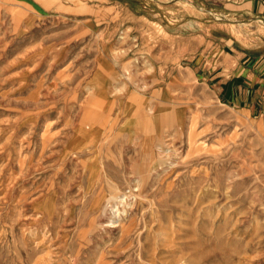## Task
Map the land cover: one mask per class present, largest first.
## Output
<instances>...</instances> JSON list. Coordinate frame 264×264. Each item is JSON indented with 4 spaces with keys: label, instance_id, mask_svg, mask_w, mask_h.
<instances>
[{
    "label": "rangeland",
    "instance_id": "374dc122",
    "mask_svg": "<svg viewBox=\"0 0 264 264\" xmlns=\"http://www.w3.org/2000/svg\"><path fill=\"white\" fill-rule=\"evenodd\" d=\"M232 3L0 0V264H264V21Z\"/></svg>",
    "mask_w": 264,
    "mask_h": 264
},
{
    "label": "crops",
    "instance_id": "0c3cea01",
    "mask_svg": "<svg viewBox=\"0 0 264 264\" xmlns=\"http://www.w3.org/2000/svg\"><path fill=\"white\" fill-rule=\"evenodd\" d=\"M234 3V8L240 10L241 12L244 10L245 13L247 14H252L254 17L260 18L264 21V0H228ZM232 3V4H233ZM235 40V39H234ZM230 40V42H234L236 44V40L238 41V38L236 40ZM252 47V45H251ZM243 48V47H242ZM251 49V48H250ZM252 52V49H251ZM251 56H246L245 54H239V56H236L235 59L233 60V65H237L238 63L240 64L239 66L241 67L239 73H242L243 76H246L249 79L245 80L246 83L243 84L246 88L249 86L251 87V94L253 92V86H254V98H256L257 101L260 99V94H259V87H258V75H257V67L259 64V57L258 54L256 53L255 56L253 57L252 54ZM244 56V57H240ZM211 67V66H210ZM215 66L213 65L211 67V72H213ZM225 71H223V74L226 73L228 74V68H224ZM232 73V72H230ZM238 74V73H237ZM227 81V80H225ZM244 89V88H243ZM229 92H231V96L234 97V89L231 87L228 89ZM160 104V103H159ZM172 111L166 110L164 112H158L157 115H168L172 116ZM162 118V117H161ZM151 127V126H150ZM152 129L155 132V137L157 136V131L156 130H162L163 126L158 125V127L153 125ZM158 137V136H157Z\"/></svg>",
    "mask_w": 264,
    "mask_h": 264
},
{
    "label": "bare ground",
    "instance_id": "6f19581e",
    "mask_svg": "<svg viewBox=\"0 0 264 264\" xmlns=\"http://www.w3.org/2000/svg\"><path fill=\"white\" fill-rule=\"evenodd\" d=\"M93 123V122H92ZM91 124V123H90ZM43 238V237H42ZM48 257V256H47Z\"/></svg>",
    "mask_w": 264,
    "mask_h": 264
}]
</instances>
